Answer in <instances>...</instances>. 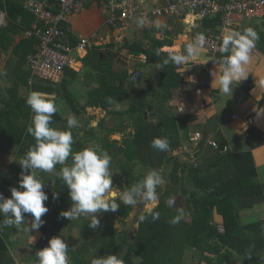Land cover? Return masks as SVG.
<instances>
[{
    "label": "trees",
    "instance_id": "trees-1",
    "mask_svg": "<svg viewBox=\"0 0 264 264\" xmlns=\"http://www.w3.org/2000/svg\"><path fill=\"white\" fill-rule=\"evenodd\" d=\"M104 1L96 0L100 5ZM25 2L0 0V13L5 12L7 20V24L0 25V53L12 49L16 57L11 72L12 84L0 87V153L6 147L16 148L15 158L8 170L0 172V192L5 197H10V188L19 186L16 183L21 172L18 161L35 143L34 138L26 132L33 115L25 102L29 92L52 95L44 96L53 100L57 109L58 99H65L72 116L84 117L87 107H100L108 114L117 116V125L109 127L105 125V120H101L95 127L73 128V151L89 145L90 137L92 140L96 139L100 148L109 152L111 161L117 163L123 174L124 183L119 185L122 190L129 188L153 168L162 169L164 179L168 180L169 184L159 196L156 205L155 210L160 213L158 220L153 222L148 215L144 222L139 221L134 235L126 230L118 231L112 226L113 219L118 217L123 220L120 215L126 217L132 209V206L121 204L117 212L103 213L105 217H109V225H102L104 216L98 218L99 227L92 230L82 244L70 250L69 264H91V260L96 256L103 257L110 253L119 254L124 264H185L187 249L194 251L195 264H237L239 257H242L243 264H264V221L243 224L240 219L242 208L252 207L264 199V181L257 180L258 169L251 150L256 146L251 142L255 137L254 132H257L255 124L250 121L243 135L251 146L250 150L223 152L208 143L211 138L209 134L202 132L203 138L198 142L192 139L198 130L191 133L189 124L196 120V114L182 113L177 105L176 109L167 108L170 101H175L177 90L185 81L183 64H169L162 68H157V65L162 63L169 53H177L164 48L173 45L174 37L188 29L165 28L164 37L158 38L154 34L155 24L150 25L143 20L139 38L123 41L120 49L135 56L146 55L140 64L142 68L152 67L155 73L156 82L151 89L147 86L134 89L129 71L115 65V54L111 48H115L116 43L111 42L104 48L94 46L84 50V56L81 57L84 66L95 73L99 83L89 91L86 103L81 104L70 89L71 84L80 78V74L69 66L65 68L62 79L58 82L35 79L29 83L31 72L27 66V55L36 51L40 39L37 35L23 36L37 21V17L26 8ZM50 2L56 9L55 0ZM186 17L185 15L183 19L190 20ZM119 25L121 23L117 26ZM190 26H195L193 21ZM249 26L253 27H246ZM115 28L116 26H111L112 30ZM253 28L260 37L255 47L264 52V30ZM190 29L194 34H215L219 32L220 24L217 17H207L199 26ZM16 34H21L22 37L18 43L13 44ZM70 41L73 45L77 43L74 38ZM225 55L220 52L216 54L221 64ZM144 73L141 69L136 79L140 82L138 84L144 80ZM24 85L29 88L25 95L20 93ZM241 85L247 91L252 89L251 83ZM120 100H129V107L118 109L116 103ZM149 111L153 112V115H150ZM68 117L58 109L53 116L52 126L65 128ZM129 126L133 127V131L127 135L124 129ZM98 128L103 129L101 135ZM113 133L119 134V138H112ZM157 137L169 141L168 151L161 152L151 147L152 140ZM212 139L221 146L227 143L220 133ZM186 143L195 144L197 165L190 159H182L179 154H175L176 150ZM262 143L264 140L260 139L257 145ZM139 165L142 166L140 171L137 170ZM167 167L168 174L165 170ZM59 168L60 165H57L56 169ZM37 176L45 183L44 191L49 197L45 203L49 211L42 217L45 223L39 228L40 238L34 245L36 251L47 246L52 236H61L69 219L60 218L59 213L71 207L68 189L66 185H62L61 180L40 171H37ZM53 180L55 183H52ZM161 189L162 186L157 190ZM175 195H179V203L184 202V207L174 208L167 205L166 201L170 197L175 198ZM187 211L190 212V218L186 217ZM216 213L223 217V232L219 230ZM142 214L147 215L146 211ZM177 215L181 216L179 223L170 224L169 220ZM26 217L31 221L30 214H26ZM4 218L0 215V221ZM35 260L36 253L17 261L7 233H0V264H34Z\"/></svg>",
    "mask_w": 264,
    "mask_h": 264
},
{
    "label": "clouds",
    "instance_id": "clouds-1",
    "mask_svg": "<svg viewBox=\"0 0 264 264\" xmlns=\"http://www.w3.org/2000/svg\"><path fill=\"white\" fill-rule=\"evenodd\" d=\"M143 23L142 19L138 21L140 25ZM259 38L257 31L250 26L242 30H228L222 34L219 51L226 55L218 77L221 93L231 97L234 88L247 79V66L251 63V53ZM203 39V36H200L195 42L186 43L182 53H169L157 68L169 64H185L189 58L197 55ZM25 102L33 113L26 132L34 138L35 143L18 161L21 167L19 186L10 188V197H5L0 192V215L5 217L3 224L20 228L27 220V231L30 233L38 231L45 223L42 217L49 211L45 203L49 197L44 191L45 183L37 176V171L54 175L68 189L71 207L61 211L60 218L72 221L91 217L88 226L96 230L100 225L98 214L115 213L121 204L134 207L140 203L151 205L145 209L147 215L141 214L138 217L140 222H144L148 215L153 222L160 218L159 211L155 209L159 200L157 189L165 183L162 169H149L143 178L129 188L116 191L117 187L112 181L113 172L110 171L112 158L107 150L89 144L73 151L72 129L79 127L75 116L70 115L67 118L65 128L53 127V116L58 110L53 100L37 91H31ZM151 147L166 152L169 150V141L157 137L152 140ZM57 165H60L59 170L56 169ZM52 183H55V180ZM166 203L173 207L175 198L170 197ZM26 214L31 215L30 227ZM180 219L181 216L177 215L170 219L169 223L177 224ZM68 249L65 239L59 235L52 236L47 246L36 251L34 264H69ZM91 264H124V261L119 254L110 253L103 257L96 256L91 260Z\"/></svg>",
    "mask_w": 264,
    "mask_h": 264
},
{
    "label": "crops",
    "instance_id": "crops-1",
    "mask_svg": "<svg viewBox=\"0 0 264 264\" xmlns=\"http://www.w3.org/2000/svg\"><path fill=\"white\" fill-rule=\"evenodd\" d=\"M26 1V0H25ZM96 2V0H88L87 4L91 2ZM99 4L98 2H96ZM106 3V0L102 5V12L94 11H87L85 8L82 12L75 14L72 17L70 23L64 25L65 30L70 33V39H75L78 43L80 36L84 35V31L79 29L83 28V24L81 23V19H84V25L91 26V23H95L96 21H101V26L106 24L108 30H105L101 33L96 34L97 38L93 40L91 47L94 46H102L103 48L108 46L111 42L116 43L117 45L115 48H111L112 52H114V63L119 68H124L129 71L131 84L134 89H141L142 87L147 86L148 89H151L155 86L154 82L148 78H144L141 81V86H138L136 83V79L134 77V73L140 74L139 71H135L134 69L128 67L125 63H130V60L135 59L143 62L146 58L145 54H141L139 56H135L133 54L128 53L126 50H122L121 45L125 39H130L131 35L136 36L139 38L140 34L138 31V26H135V30H131L130 34L127 30V27L131 25L129 20L133 18V16L146 14L145 18L142 20L146 21L148 24H155L156 27V36L158 38L164 37V29L167 28L168 30H176L178 28L181 29H188L186 32L176 35L174 37V43L171 46H165L164 49L168 51H173L182 53L184 52V48L186 43L195 42V35L190 28H194L199 26L201 23L195 22L194 17L191 14H187L186 18L190 20H184V16H177V15H167V17L158 16L156 14L152 15L150 12H143L136 7L137 14H132L131 17L126 20L124 24L125 26H117L114 30L111 29L109 23H107L106 19L108 15L103 13V8ZM156 7H159L161 4V0H155ZM86 4V5H87ZM131 5H133L131 3ZM154 8V9H155ZM101 11V10H100ZM151 14V15H150ZM150 15V16H149ZM155 23H154V22ZM191 21L194 22L195 26L191 27ZM7 24L6 20V13H0V25ZM149 25V26H150ZM142 30V25L140 26ZM242 27V26H241ZM75 30H78V33H75ZM221 29L219 30L220 33ZM95 33V32H94ZM214 34V33H213ZM25 36V34H23ZM21 34H16L14 36L13 44H16L21 39ZM77 43L75 45H77ZM89 48V47H88ZM83 50L75 49L73 51V56L76 59V62L73 63V68L80 74V78L71 84L70 89L79 100L81 104L86 103L88 100V93L93 88L94 85H97L98 77L90 71L88 67L84 66V62L82 61L81 57L84 56ZM251 63L247 66V70L249 75L246 80H242L233 90V94L225 95L220 92L219 85H218V77L220 74V70L222 69L223 65L217 59L216 55L200 49L196 56L189 58L188 62L183 64L182 72L184 76V83L182 86L177 90V96L175 97V101L177 102V107L180 106L184 107L182 113H194L197 115L196 120L192 121L189 124V128L191 133L195 131H201L203 134H209L211 138H215V135L220 133L227 141V144L230 145L231 151H246L250 150L251 146L243 137L246 133L248 128V123H245L242 120V116L247 114L253 108H256L258 101L255 102L254 97L257 100L264 96V52L257 50L254 48L251 53ZM207 61V62H206ZM16 62V57L13 55L12 49L7 51H1L0 53V73H5L6 75H0V87L3 88L7 85L12 84V67ZM124 62V65H123ZM206 62V63H205ZM140 65V63L138 62ZM141 67V65H140ZM139 67V68H140ZM146 70L144 72L151 73L155 77V73L153 72L152 67H143L142 70ZM213 74V75H212ZM137 75V76H138ZM30 80V79H29ZM35 80V79H34ZM135 82V84H134ZM246 82L248 84L251 83L252 89L247 91L246 88L242 87L241 84ZM30 83V82H29ZM27 85L22 86L20 93L25 95L28 93ZM45 96H52L47 93L39 92ZM77 94V95H76ZM123 103V104H122ZM118 109H127L129 107V100H120L116 103ZM123 106V107H121ZM2 108V103L0 105V109ZM94 108L97 107H87ZM100 108V107H98ZM102 109V108H101ZM179 110V109H178ZM72 114V112H70ZM69 114V115H70ZM67 115V116H69ZM254 124L257 128V132H254V138L251 142H254L256 146L251 149L257 169H258V177L261 182L264 181V143L258 144L261 140H264V103L260 104V109L257 112V115L253 118ZM252 120V122H253ZM88 127H90L88 125ZM97 142L96 139L91 140ZM91 144V143H90ZM184 146H188L193 151L195 150V144H184ZM209 146V145H208ZM210 148V147H207ZM212 149V148H211ZM15 151L16 149L9 150V148H4L3 151L0 153V172L7 171L6 167L12 163L15 158ZM181 151L180 155L182 159H186V155L183 152V149L178 150ZM211 151V150H210ZM213 153V149L211 151ZM177 153V151L175 152ZM7 167V168H8ZM5 219V218H4ZM3 219V220H4ZM215 219L217 223L221 224L223 222L222 215L216 213ZM240 219L243 224H249L253 222L264 221V199L258 201L252 207H245L242 208L240 211ZM3 220L0 221V233L3 235L6 232L7 226L3 224ZM34 232V231H33ZM30 233V237L28 241H32L35 234ZM40 238V237H39ZM37 242V241H36ZM35 242V243H36ZM14 245H12L11 249L16 257L17 261H21L30 257L28 254L26 257L23 258L24 246L23 244H16V240L13 241ZM35 243H32L35 245ZM29 246V245H28ZM30 247V246H29ZM237 264H243V262H238Z\"/></svg>",
    "mask_w": 264,
    "mask_h": 264
},
{
    "label": "built area",
    "instance_id": "built-area-1",
    "mask_svg": "<svg viewBox=\"0 0 264 264\" xmlns=\"http://www.w3.org/2000/svg\"><path fill=\"white\" fill-rule=\"evenodd\" d=\"M88 0H55L53 8L50 0H26V8L37 17V21L32 28L25 31L26 37L37 35L40 43L36 51L27 55V66L31 72L30 84L34 79L60 81L66 67H73L76 59L73 51L86 50L91 46L95 34L91 36H80L77 45L70 41V33L65 30L64 25L71 22L72 17L82 12L86 8ZM136 7L131 5L129 0H106L103 13L108 15L106 19L110 25L124 24L132 14H137ZM154 13L158 16L177 15L185 16L191 14L195 22L201 23L207 17H217L220 24V33L206 34L197 33L195 41L203 36V44L200 49L213 54L219 53L221 36L228 30H242L239 17L242 16L249 21L259 18L264 20V0H161L159 7ZM138 73H134L136 78ZM183 111L182 106L179 107ZM203 138L200 131L194 133L192 139L196 142ZM208 143L221 151H230V145L219 143L210 138ZM186 155V159L197 165L196 155L188 146H183L181 150ZM190 212H186V217L190 218ZM219 230L224 231L223 224H218Z\"/></svg>",
    "mask_w": 264,
    "mask_h": 264
},
{
    "label": "rangeland",
    "instance_id": "rangeland-1",
    "mask_svg": "<svg viewBox=\"0 0 264 264\" xmlns=\"http://www.w3.org/2000/svg\"><path fill=\"white\" fill-rule=\"evenodd\" d=\"M129 1L133 4V6L139 7V9L142 10L143 12H145V13L150 12L152 15L155 14L154 13V10H155L154 8L156 6L155 0H129ZM86 8H87V11L89 10V11L97 12L98 15H99V12L100 13L102 12V7L99 4H97L95 1L87 4ZM145 17H146V14H142V15L137 14L136 16H133V18L129 20V23L131 24L127 27L129 34H130L131 30H135V26H137V25H139L137 27L139 34L141 33V27H140L141 25L138 24V21L141 20L142 18H145ZM239 20L242 21L241 25H240V27L242 26V28L246 27L247 25H253V27L257 28L259 31L264 30V20H262V19L255 18V19L249 21L248 19H245L242 16H240ZM84 22H85L84 19H81V23L83 24V28L79 29V31H81V30L84 31V36H91L92 34L96 35L98 33L105 31V30H108V27L106 24H103L101 26L100 20L96 21L95 23H91V26L84 25ZM125 25L126 24H121L119 26H125ZM79 31L75 30V33H78ZM135 38H136V36H134V35L130 36V39H135ZM257 50H259V49L257 48ZM138 62L141 63L139 60L137 61L135 59H132V60H130V63L126 62L125 64L128 67L134 69L135 71L137 70V71L141 72L142 67H140L141 64L139 65ZM123 65H124V62H123ZM144 71H146V70H144ZM143 76L146 79L148 78V80L151 79L155 84L156 78L153 76V74L145 72ZM136 83H140V82L136 81ZM134 84H135V82H134ZM138 86H141V84H138ZM72 91H74L73 88H72ZM254 100H255V102L258 101L256 108H253L247 114L242 116V120L245 123V125L247 123H249L250 121H252L253 118L257 115V112L260 109V104L264 103V96L260 97L258 100L256 97H254ZM0 105H1V102H0ZM176 105H177V102H175V101L171 102L170 101V103L167 104V108L174 107V109H176ZM121 107H123V106H121ZM58 109L65 116L69 115L71 112V109H70L67 101L63 98L58 99ZM148 113L150 115L152 113V115H153V112H151V111H149ZM70 115H72V114H70ZM250 115H252V116H250ZM75 118L79 122V127L80 126L81 127H85V126L88 127V125L90 127H95V126H98V123L101 120H105L106 126L113 127L114 125H117V122H118L117 116L110 115L107 113L106 110H103L101 108H96V109L88 108V110L84 114V117L75 116ZM252 123H254V120ZM101 131H103L102 128H100L98 130L100 135H101ZM132 131H133L132 126L126 127L124 129V132L127 135H129L130 132H132ZM119 136L120 135L116 134V133L112 134V138H119ZM91 140H92V137L89 138V143L97 145L100 147V143L98 141L95 142V141H91ZM7 148H9V150H13V148H15V147H7ZM180 149H177L176 150L177 153H175V154L180 155L181 151H178ZM7 167H6V169H8ZM141 167L142 166L139 165L137 167V170L140 171ZM165 170H166V173L168 174L169 173V167H167V169H165ZM110 171L113 172V174H112L113 185L115 187H117V188H115V190L116 191H122V189L119 188V185L121 183H124L123 174L118 169V165L114 160L111 161V163H110ZM257 180H259V177L257 178ZM16 183H18V181H16ZM168 184H169V181L165 180V183L162 186V189L157 190L159 196L165 191V188L168 187ZM46 191H47V189H46ZM180 199L181 198L179 197V195H175V205L173 206L174 208L184 207V202H182V204L179 203ZM150 206L151 205H147V204H143V203L137 204L134 207L132 206V209L129 212L128 216L124 217L123 215H120V217H122L123 220L119 219L118 217H115V219H113L112 226L115 229H117L118 231L126 230L131 235H134L136 230H137V227L139 225L138 217L145 211L146 208H148ZM105 213H109V212H105ZM104 215L98 214V218H100ZM104 218H105V221L103 222L102 225H109V223L107 222L109 220V217L107 218L104 216ZM90 220H91V217H87V218L81 217V218L76 219V220L67 221V224L64 226L62 233H61V238L65 239L66 243L68 244L69 260H70V255H71L70 250L73 248H76L78 245L82 244L87 239V237L91 234L93 229L88 226V223L90 222ZM28 222H29V227H30L31 221L29 219H28ZM32 232L33 231H30V233H32ZM6 233L8 236V240L10 241L11 247H12V245H14L13 241H15V240H16V244H23V242H25L23 258L26 257L28 254L30 256H33L36 253V250L34 248V244H32V243H35L36 241H38V239L40 237V230L34 231L33 232L35 234L34 239L32 238V241H30V240L28 241V239L30 237V233L27 231V220H25L24 225H22L20 228H16L14 226L8 225ZM242 260H243L242 257H239L237 259L238 262H243ZM184 261H185L184 262L185 264H195V253L192 249L186 250ZM202 264H207V263L203 262Z\"/></svg>",
    "mask_w": 264,
    "mask_h": 264
}]
</instances>
